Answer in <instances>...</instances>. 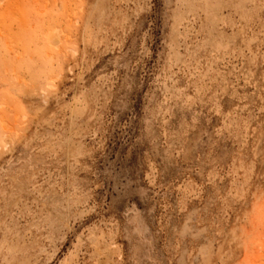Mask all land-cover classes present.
<instances>
[{
    "label": "rangeland",
    "instance_id": "374dc122",
    "mask_svg": "<svg viewBox=\"0 0 264 264\" xmlns=\"http://www.w3.org/2000/svg\"><path fill=\"white\" fill-rule=\"evenodd\" d=\"M0 264H264V0H0Z\"/></svg>",
    "mask_w": 264,
    "mask_h": 264
},
{
    "label": "bare ground",
    "instance_id": "6f19581e",
    "mask_svg": "<svg viewBox=\"0 0 264 264\" xmlns=\"http://www.w3.org/2000/svg\"><path fill=\"white\" fill-rule=\"evenodd\" d=\"M59 43V42H58ZM57 44V43H56Z\"/></svg>",
    "mask_w": 264,
    "mask_h": 264
}]
</instances>
